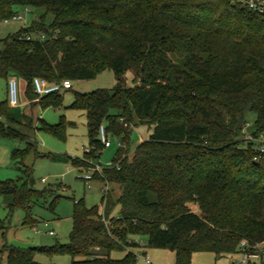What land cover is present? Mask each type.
I'll return each instance as SVG.
<instances>
[{
  "label": "trees",
  "instance_id": "16d2710c",
  "mask_svg": "<svg viewBox=\"0 0 264 264\" xmlns=\"http://www.w3.org/2000/svg\"><path fill=\"white\" fill-rule=\"evenodd\" d=\"M245 1L0 0V19L12 18L17 5L42 10L7 36L0 50V79L24 80L31 106L57 108L63 98L61 91L39 97L35 77L89 80L106 69L116 77L112 89L74 94L70 106L87 114L91 149L83 158L62 160L88 169L104 148L98 137L103 124L126 143L116 152L117 165L95 175L119 184V196L103 193L101 209L75 202L68 243L5 244L0 264L4 254L7 264H54L38 262L39 253L68 254L71 264H139L132 250L111 257L135 245L129 240L136 235H145L148 246L173 251L176 264H191L198 251L239 254L244 239L264 243V153L236 129L238 117L246 122L245 113L254 112L250 133L264 139V14ZM128 71L133 86L126 83ZM40 120L11 107L7 98L0 101V138L27 143L25 150H14L16 159L32 150L45 154L23 129L64 138V119ZM138 124L154 128L132 149L129 135ZM53 192L34 188L29 171L25 178L0 179V195L9 196L6 208H23L28 224L35 223L31 205Z\"/></svg>",
  "mask_w": 264,
  "mask_h": 264
},
{
  "label": "rangeland",
  "instance_id": "374dc122",
  "mask_svg": "<svg viewBox=\"0 0 264 264\" xmlns=\"http://www.w3.org/2000/svg\"><path fill=\"white\" fill-rule=\"evenodd\" d=\"M15 14L22 18L0 19V50L3 47L2 41L9 35L15 34L23 27L29 26L31 21L42 14V10L26 7L14 6ZM19 100L25 102L26 83L20 81ZM71 86L62 89V104L55 107L42 109L37 107L38 115L35 117V123H41L42 119L48 124H58L64 119L67 124L61 129L64 138L57 137L42 130L23 129L37 142L41 153L36 154L35 150L29 151L22 157L15 158L14 150H25L26 141L12 137L0 138V179H17L26 177L29 171L34 179V188L44 190L53 188L54 192L48 196L45 202H39L31 205L30 214L35 223H25L26 211L23 208H16L13 212L4 206V202L9 200V196L0 195V220L4 222L5 232L0 230V249L5 245H14L18 247L32 246H52L56 243L65 244L70 240V234L73 228V211L75 201L84 200L87 207L98 206L101 209V196L103 194V182L95 178L90 181L91 187L80 176L84 173L77 170L70 162H65L62 158L65 156L83 158L85 152L91 149L89 144L87 114L84 110L72 108L76 92L89 93L98 89H112L116 84V77L112 70L106 69L100 72L96 77L89 80H72ZM126 83L128 86L134 85V75L132 71L126 73ZM7 98L6 81L0 79V101ZM20 105V104H19ZM20 107V106H18ZM34 117V115H33ZM256 114L251 111L245 113L246 122H242L240 138L248 141L250 132L254 129V120ZM42 124V123H41ZM104 125V124H103ZM41 127V126H40ZM105 127V125H104ZM153 125L138 124L133 126L129 135V146L134 148L138 143L147 140L153 132ZM106 130V127H105ZM109 135V133L106 131ZM112 143L111 148H103L92 160L93 164L101 167H107L112 163L117 150L126 143L120 137L109 135ZM119 142L121 144H119ZM103 145V144H102ZM132 149L128 154L131 155ZM126 148H124V151ZM123 154L122 157L125 156ZM51 156H55L52 159ZM92 165L85 170H91ZM44 179V180H43ZM109 192L114 197L118 196L120 185L117 183L108 184ZM59 196L54 210L50 209V203L55 196ZM192 209H196L191 205ZM46 223L48 224L46 226ZM48 230H53L55 235H49ZM38 231V232H37ZM4 233V234H3ZM130 245L126 250L114 251L111 257L122 258L127 250H132L137 254L139 264H147L144 256H147L152 264H176V255L173 251L164 248H156L147 245L145 235H136L129 240ZM264 245V243H263ZM35 259L41 263L71 264L72 258L68 254H36ZM239 254L216 256L213 252L198 251L194 252L191 258V264H231L233 260H238ZM7 264L6 255H3L2 263Z\"/></svg>",
  "mask_w": 264,
  "mask_h": 264
},
{
  "label": "built area",
  "instance_id": "2783aa9c",
  "mask_svg": "<svg viewBox=\"0 0 264 264\" xmlns=\"http://www.w3.org/2000/svg\"><path fill=\"white\" fill-rule=\"evenodd\" d=\"M245 3L250 10L259 14H264V0H246ZM27 9L29 8L26 7V10ZM12 18L21 19L22 16L14 14ZM5 21L7 22L8 19H6ZM39 38L44 39L45 35L40 34ZM28 39H30V37H28ZM17 79V77L11 76L7 82V99L11 107H17L20 104L19 86ZM33 85L35 92L39 97H41L45 94L60 92L62 91V89L70 87L71 82L69 80H63L60 83H51L44 78L35 77L33 79ZM98 137L104 148H109L112 145L109 135L106 133L104 125H100ZM248 141H256L257 149L261 153H264V139L262 137H260L259 139H254V137H252V135L250 134V137H248ZM119 144L121 143L119 142ZM91 165L93 167L91 170H80V172L84 171V173L80 177L88 183V188L91 187L90 181L94 180V175L96 173L101 174L103 169L105 168L101 167L98 164L91 163ZM116 165L117 164L112 162L109 163L107 167H114ZM108 184L109 183L103 182L102 188L104 194H107L109 192ZM47 225L48 224L46 223V226ZM48 233L50 235H55L53 230H49ZM144 260L147 264H152L151 260L147 256H144ZM252 262L264 263V245L263 243L250 244L247 240L244 239L240 242L239 259L233 260L231 264H250Z\"/></svg>",
  "mask_w": 264,
  "mask_h": 264
},
{
  "label": "crops",
  "instance_id": "0c3cea01",
  "mask_svg": "<svg viewBox=\"0 0 264 264\" xmlns=\"http://www.w3.org/2000/svg\"><path fill=\"white\" fill-rule=\"evenodd\" d=\"M6 81V80H5ZM20 81H23L24 83H25V81L24 80H21L20 79ZM7 82L8 81H6V90H7ZM6 99V98H5ZM4 100V99H3ZM2 101V100H1ZM21 108H22V110L26 113V114H31L32 116L34 115V119H35V117L38 115V112H37V107H38V105H35V106H31V104L29 103V101L28 100H26L25 102H23V103H20V105H19ZM112 147V145L109 147V148H111ZM77 169V168H76ZM77 170H79V169H77ZM120 190H121V188H120ZM120 193H121V191L118 193V196L120 195ZM4 206L6 207V203L4 202ZM49 231V230H48ZM49 234V233H48ZM50 235V234H49Z\"/></svg>",
  "mask_w": 264,
  "mask_h": 264
},
{
  "label": "water",
  "instance_id": "95a60500",
  "mask_svg": "<svg viewBox=\"0 0 264 264\" xmlns=\"http://www.w3.org/2000/svg\"><path fill=\"white\" fill-rule=\"evenodd\" d=\"M252 107V105L251 104H249L248 105V108H251ZM242 122H243V118L240 116V117H238V120H237V126H236V129L237 130H241L242 129Z\"/></svg>",
  "mask_w": 264,
  "mask_h": 264
}]
</instances>
